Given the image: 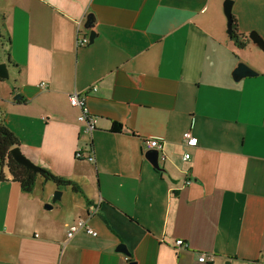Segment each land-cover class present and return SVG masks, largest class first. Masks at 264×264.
<instances>
[{
  "label": "crops",
  "instance_id": "crops-1",
  "mask_svg": "<svg viewBox=\"0 0 264 264\" xmlns=\"http://www.w3.org/2000/svg\"><path fill=\"white\" fill-rule=\"evenodd\" d=\"M223 2L0 0V119L25 157L80 187L36 178L25 192L5 170L0 264H264V51L248 39L264 40V0H233L242 48ZM89 13L94 39L77 46ZM240 61L256 74L235 80ZM143 137L163 140L159 168ZM78 218L97 235L67 238Z\"/></svg>",
  "mask_w": 264,
  "mask_h": 264
},
{
  "label": "water",
  "instance_id": "water-1",
  "mask_svg": "<svg viewBox=\"0 0 264 264\" xmlns=\"http://www.w3.org/2000/svg\"><path fill=\"white\" fill-rule=\"evenodd\" d=\"M233 4V0H224L223 2V11L227 18L226 21V29L227 33L231 36L232 34V13H231V5ZM94 14L89 13L87 16H85V20L83 23V27L85 30H89L88 34V42L91 43L95 36V31L93 29L94 26ZM248 39L251 40L253 43L257 45L258 48H260L262 51H264V40L262 37L258 34L256 30H252L248 34ZM256 71L253 70L250 66H248L245 63H242L241 61L237 63V66L232 71V76L235 80L242 79L247 76L255 75ZM9 77V73L6 67L5 62H0V78H7ZM14 99L19 98V95L16 94L13 96ZM11 157L18 162V164L25 166L26 168L32 169L33 173H40L42 172L41 167L38 165H35L34 162L29 160L25 155L20 151L18 146H14L10 150ZM145 157L148 159V161L155 167L159 168L158 166V157H159V151L156 149H148L145 152ZM61 191L57 190L54 192L52 196V200H58L60 198ZM44 208L50 209L51 205L46 203L43 205ZM117 250L123 252L125 256H128L129 252L126 249L125 245L123 243H119L117 245ZM130 264H135L134 261H131ZM224 264H230L229 260H226Z\"/></svg>",
  "mask_w": 264,
  "mask_h": 264
},
{
  "label": "trees",
  "instance_id": "trees-1",
  "mask_svg": "<svg viewBox=\"0 0 264 264\" xmlns=\"http://www.w3.org/2000/svg\"><path fill=\"white\" fill-rule=\"evenodd\" d=\"M231 38L239 47H244L242 40L238 39V35L232 30ZM120 124L114 123L111 127L113 131H118ZM19 138L6 126L0 119V178L4 179L5 170L11 179L20 183L21 190L29 192L35 186L37 176L44 180H49L57 185L58 188L70 187L73 191H80V187L73 181L65 179V177L55 175L47 168H43L40 173H33L32 169L26 168L18 164L12 157L10 150L14 146H19Z\"/></svg>",
  "mask_w": 264,
  "mask_h": 264
},
{
  "label": "built area",
  "instance_id": "built-area-1",
  "mask_svg": "<svg viewBox=\"0 0 264 264\" xmlns=\"http://www.w3.org/2000/svg\"><path fill=\"white\" fill-rule=\"evenodd\" d=\"M76 43L77 46L87 45L88 44V37L85 35H77L76 36ZM39 86L44 87V83H40ZM93 90H95V86L92 87ZM68 101L71 106L78 107L79 114L77 116L78 121H82L84 124L83 129L86 132H91L93 128L95 127V116L88 113V109L85 106L83 95H81L78 91H73L72 93L68 94ZM183 142L186 146L194 147L197 144V140L195 137H193L189 131H185L182 135ZM142 146L145 150L148 149H156L158 151L162 150L163 147V140L157 137H143L142 138ZM77 157L81 156V153L76 154ZM189 157V153H185L183 155V159H187ZM93 156L89 155L87 156V160H93ZM190 182L189 178H186L184 180L185 184H188ZM83 231L89 235L96 236L97 232L89 226L84 219H77L74 223L67 226V238H70L73 236L77 231ZM174 245L176 247H186V243L182 239H176L174 241ZM212 254L207 255L206 253L201 252L200 255L197 256L198 261H211L212 260Z\"/></svg>",
  "mask_w": 264,
  "mask_h": 264
},
{
  "label": "rangeland",
  "instance_id": "rangeland-1",
  "mask_svg": "<svg viewBox=\"0 0 264 264\" xmlns=\"http://www.w3.org/2000/svg\"><path fill=\"white\" fill-rule=\"evenodd\" d=\"M237 48L239 47L238 45L236 46ZM243 63V62H242ZM37 178L38 179H40V178H42V177H40V176H37ZM43 179V178H42ZM44 180V179H43ZM50 185H53V182H50ZM57 191V190H56ZM53 194H54V192H53ZM53 196V195H52Z\"/></svg>",
  "mask_w": 264,
  "mask_h": 264
}]
</instances>
